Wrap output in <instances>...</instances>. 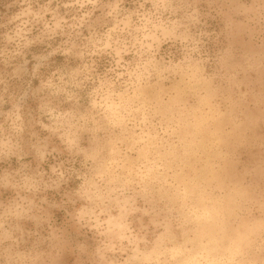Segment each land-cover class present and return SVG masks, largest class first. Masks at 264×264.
<instances>
[{
    "label": "clouds",
    "instance_id": "1",
    "mask_svg": "<svg viewBox=\"0 0 264 264\" xmlns=\"http://www.w3.org/2000/svg\"><path fill=\"white\" fill-rule=\"evenodd\" d=\"M0 264H264V0H0Z\"/></svg>",
    "mask_w": 264,
    "mask_h": 264
}]
</instances>
